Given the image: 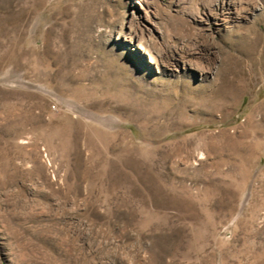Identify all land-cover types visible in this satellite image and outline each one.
Returning <instances> with one entry per match:
<instances>
[{
	"label": "rangeland",
	"instance_id": "obj_1",
	"mask_svg": "<svg viewBox=\"0 0 264 264\" xmlns=\"http://www.w3.org/2000/svg\"><path fill=\"white\" fill-rule=\"evenodd\" d=\"M219 1L0 0V264H264V0Z\"/></svg>",
	"mask_w": 264,
	"mask_h": 264
},
{
	"label": "bare ground",
	"instance_id": "obj_2",
	"mask_svg": "<svg viewBox=\"0 0 264 264\" xmlns=\"http://www.w3.org/2000/svg\"><path fill=\"white\" fill-rule=\"evenodd\" d=\"M232 2L233 1H231L230 3H224V1L220 0L219 3H216L215 6L211 8V11L207 13V15L212 16L213 18H216L217 20H222L221 23H217L219 24V26L234 22L235 20L238 19V17L234 15V12L231 10L232 5H233ZM220 9H221L220 13L225 14V16L222 19L217 17L218 13H216L217 11H215V10H220Z\"/></svg>",
	"mask_w": 264,
	"mask_h": 264
}]
</instances>
